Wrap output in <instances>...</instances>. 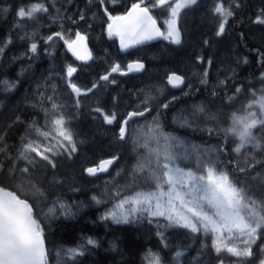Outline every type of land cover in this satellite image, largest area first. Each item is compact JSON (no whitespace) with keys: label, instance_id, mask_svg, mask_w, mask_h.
Masks as SVG:
<instances>
[{"label":"trees","instance_id":"16d2710c","mask_svg":"<svg viewBox=\"0 0 264 264\" xmlns=\"http://www.w3.org/2000/svg\"><path fill=\"white\" fill-rule=\"evenodd\" d=\"M228 1H231L234 10L229 20L231 35L217 36L220 21L215 17L207 21V17L213 13L216 0H197L195 4L180 11L178 27L182 39L179 43L165 38L167 34L163 28L164 35L159 41L126 53L119 48L118 38L107 33L111 22L109 15L124 14L134 3H140V0H103V3L100 0H0V47L4 48L3 54H0V147L7 145L8 152L16 156L22 145L29 140L47 145L49 141L37 136L31 126L35 124L48 130L44 127V109L50 113L53 102L61 105L60 111L68 120L67 126L76 142V152L69 155L59 150L57 155L51 157L55 168L38 160L27 178L19 172V168L25 166L24 161H20L15 173L10 174L12 162L0 154V161L4 163V170L0 171V185L17 192L32 204L35 216L43 228L48 264H147L144 257L149 250L159 254L162 262L168 264L175 261L178 251L182 253L179 257L182 264H220L221 261L223 264H259L264 256L260 251L261 246H264V236L253 245V256L250 258L239 259L227 252L218 256L212 247L211 234L194 233L176 225L169 226L164 217L144 216L129 223L116 224L110 219H101L106 213L104 205L82 210L77 201L71 215L63 214L57 206L55 215L46 216L48 208L56 203L46 200V194L40 196L32 187L34 183L37 186L33 180L43 175L46 180L70 177L71 167L77 169L74 175L80 178L77 182L80 187L94 180L88 176L86 168L114 156L119 158L115 166L124 162L129 146L115 149V146L124 143L117 134L121 118L133 109L134 98L153 83L165 85L172 97H176L164 111L168 124L172 121L169 115L172 106L177 103L184 105L196 101L206 105L212 113H217L220 108L229 113L246 93L262 91L264 24L256 21L258 16L264 18V0ZM36 2L44 3L48 11L36 14L34 20H21L17 16L18 9ZM154 4L155 0H144L142 5L147 6L154 18L163 24L170 17V11L167 5L153 7ZM236 4L239 7H235ZM81 14L84 19H80ZM63 24L73 29L86 26L91 30L88 34L94 54L91 64L75 62L63 41L55 45L49 54L51 43L45 38L58 32L59 26ZM211 31H214V44L210 50L205 41L208 38L206 33L210 34ZM94 36H98V40ZM32 43L37 44L34 53L30 51ZM208 58L214 61V66H186L200 59L207 63ZM133 60L143 61L145 70L141 73L110 75L116 64L127 70V64ZM69 66L75 69L71 76L68 75ZM205 71L208 73L207 83L202 84ZM174 72L186 77L187 85L183 90L174 91L168 87L167 78ZM105 75H108V80L101 79ZM191 76L197 77L192 79ZM4 81L8 82L7 86ZM71 84L80 88L81 93H75ZM191 85L188 97L183 96L181 93L186 92ZM237 88L240 89L238 93ZM49 97L52 99L49 100ZM96 108H101L104 113H118V118L111 124L105 123L101 113L95 111ZM186 133L208 143L221 141L226 154L225 163L241 182L239 186L249 192L256 188L254 181L264 177V172H259L264 162L243 173L238 171L235 163L237 159L231 156L233 144L230 138L225 139L220 133L210 134L197 130ZM256 160L264 161V150H261ZM239 166L245 167L241 164ZM38 188L43 191L42 187ZM257 197L264 201V193L257 194ZM69 198L72 195L60 197L63 202H70ZM89 237L95 239L97 244L85 245L83 255L75 258L63 256L62 249L84 244ZM58 252H61L60 257L57 256Z\"/></svg>","mask_w":264,"mask_h":264},{"label":"snow or ice","instance_id":"6c2138e0","mask_svg":"<svg viewBox=\"0 0 264 264\" xmlns=\"http://www.w3.org/2000/svg\"><path fill=\"white\" fill-rule=\"evenodd\" d=\"M100 2L103 3V0ZM143 2L144 0H140V3H134L124 16L109 15V19L113 21L108 25L109 35H118L122 48L164 35L156 27V21L149 15V8L141 6ZM196 2L197 0H155L153 7L167 5L171 14V19L165 21L168 26L165 38H171L174 43L180 42L176 18L182 9ZM235 7H239V4ZM47 11L48 8L44 3L36 2L26 8L18 9L17 16L21 20L25 18L34 20L36 14ZM212 11L220 17L216 32V35L220 36L225 31L227 18L234 14L233 6L226 5L224 0H216ZM80 19H84L83 14ZM256 22L264 24V18L258 16ZM54 36L64 39L63 32H56L45 39L52 41ZM83 39L84 37L77 32L76 40L65 39V43L71 49L77 40ZM10 42L9 40L8 43ZM36 50L37 44L32 43L30 51L34 53ZM3 51L4 48L0 47V54H3ZM78 58L88 59L90 54L78 55ZM208 63L211 64V60ZM142 68L143 64L139 62L128 65L129 70ZM74 71V68L68 67L69 76ZM111 71H120V66L115 65ZM203 75L205 79H202L201 83L205 84L207 83V71ZM101 79L108 80V75ZM183 82L184 78L175 73L168 77V83L173 87H178ZM3 83L8 85L7 81ZM70 86L75 93H81V89L75 84ZM236 92H240V89L237 88ZM252 97L245 105L244 113H233L230 126L219 130L224 133L225 139L232 136L238 141L232 151L238 158L235 161L237 169L242 173L264 162L256 160L254 155V152L264 150V138H258L253 131L257 127L264 128V90L259 95L253 92ZM152 99L150 94L145 95L142 101L145 105L144 109L127 113L119 129L121 140L126 138L129 121L134 117L144 116L149 110L148 105ZM168 106L167 103L162 105L163 108H168ZM60 108L61 105L53 102L50 113L48 109H44L46 116L44 127L48 129L47 131L35 124L31 126L37 136L49 141L47 145L29 140L28 143L22 145L16 156L8 152L7 145L0 147V154L12 162L9 168L10 174L15 173L20 161H24L25 166L19 168V172L27 178L31 175L30 169L35 168L39 162L37 158L55 168L51 157L57 155L59 150L69 155L76 152L73 133L67 126L68 120ZM253 108L258 111H253ZM95 111L101 113L105 123L111 124L116 120L115 112L107 114L101 108H96ZM204 111L203 107L197 108L192 113L193 118L197 113H204ZM211 118L215 119L214 116ZM178 120L182 127L192 126L193 121L187 117H180ZM208 131L211 134L217 130L208 129ZM141 137L143 143L139 146L146 150V154L140 157L134 166L130 174L131 181L115 191L116 203L101 219H110L113 223L121 224L144 216L164 217L169 226L176 225L194 233L211 234L212 247L218 256L222 252H227L239 259L252 257L253 245L264 236V201L250 195L248 189L234 183L229 173L220 168L217 159L213 158L210 153L223 151V148L212 150L188 144L179 137L165 133L156 118L147 125L146 131H141ZM249 145L253 152H249L243 159L245 167H240L239 158L242 156V150ZM32 153L35 155L33 156ZM115 159L116 157L101 160L95 166L86 168L85 171L95 176L99 172L107 171L108 166L112 165ZM230 163L233 162L230 161ZM3 170L4 163L0 161V171ZM32 187L40 196L45 195L35 184ZM92 200L97 204L102 202L96 196H93ZM57 206L63 214H73L71 206L58 197L56 204L50 206L45 215H55ZM33 213V206L27 199H22L17 192L0 185V264H48V250L45 246L43 228ZM96 244L97 241L89 237L85 239L84 244L75 248L62 249L61 252L65 257L75 258L83 255L85 245L95 246ZM260 251L264 253V246H261ZM61 252L57 253L58 257L61 256ZM181 255L182 253L178 251L176 259L178 260ZM144 259L147 264H162L159 254L151 250L145 254ZM220 264H223V261ZM259 264H264V256L259 260Z\"/></svg>","mask_w":264,"mask_h":264},{"label":"rangeland","instance_id":"374dc122","mask_svg":"<svg viewBox=\"0 0 264 264\" xmlns=\"http://www.w3.org/2000/svg\"><path fill=\"white\" fill-rule=\"evenodd\" d=\"M178 17L176 18V22H178V19H179ZM215 18L220 21V17H218L216 14H215ZM169 19H171V14H170V17L168 19H165L163 22ZM164 29H165V33L167 34L168 32L167 24ZM78 31L83 32L88 35L91 30H89V28H87L86 26L76 27L75 29L68 27L66 24L59 26L58 32L64 33V39L55 37L52 41H48L51 43L49 47V54H51V50L55 48V45L60 44V41H63L66 46L65 39L74 40L76 33ZM94 38L98 40V36H94ZM186 66H191V65H186ZM191 77H193L192 79H194V77H197V76H191ZM191 89H192V85L189 89L187 88L186 92L181 93V94L183 96L187 95L188 97V92ZM253 92L255 91L246 93L242 101L239 102L238 100L236 102L237 106L233 108L232 111H230L229 113H225V111L221 108L219 109L217 113H212L209 111V109L205 105L200 104L196 101H191L184 105H178L177 103L175 104L177 106L175 105L172 106L171 114H169L172 116V121L170 124H168L167 119L164 116V111L166 108H163L162 105L165 103L168 104L171 101H175V99L167 91V87L165 85L163 84L161 85L160 82L153 83L147 86V88L144 89L140 93V95H137L136 98H134L135 101L133 104V109L139 108L140 110H143L145 105L142 103V101L144 100L145 95L150 94L153 97V99L150 101L148 108L156 109V112L145 118L138 119L135 122V124L130 126L129 137L126 141H124L122 145L115 146L114 143L111 144L116 147L115 149L119 147L122 148L124 147L123 145L129 146L128 156L127 158L124 159V162L121 161V163L115 166L114 169L109 174L94 178V180H91L90 184L86 183V185L84 184V185H81L80 187L77 186V182L80 178L78 177L76 178V175H74L76 174L75 173L77 170L76 167H71L70 172H72L71 173L72 175L70 174V177L69 176H66V178L53 177V178L46 180L43 175L38 178H35L33 182H36L38 187L40 186L43 188V191L46 194V197H48L46 200L50 202L56 203L58 197L60 198L61 196L72 195V198H69L71 203L64 202L65 204L67 205L69 204L71 206V210L72 208H74L73 205L77 204L76 203L77 201L78 205L80 206V209L82 210L88 207L98 208L101 205H104L103 207L105 208L107 212L113 207V204L116 203V199L114 198L115 191L118 188H123L126 184H128L131 181L130 174L132 173L134 166L136 165L140 157L146 154V150L139 146L140 144L143 143V138L141 137V131H146L147 125L152 123L154 118L159 120L163 128V131L165 133H169L171 135L179 137L180 139L184 140L188 144H195V145L201 146L202 148L212 149V150L219 149L221 147L223 148L221 141L220 143L218 142V140H214L215 142L208 143V142H205V140H198L195 136L190 135L186 132L197 130L200 132L209 133L208 129H216L217 131L213 133H220L222 134L223 137H225L224 133L219 130L230 126L231 116L233 113H237V114L244 113L245 105H247L248 102L253 98L252 97ZM255 93L259 95L261 91H258ZM199 107H203L205 109L204 113H197L195 118H193L192 113ZM162 110H163V113H162ZM252 110L258 111V109L256 108H253ZM107 114H111V113H107ZM117 115L118 113L116 114V118H118ZM213 116L215 117V119L211 118ZM180 117H187L189 120H192L193 121L192 126L182 127L181 123L178 120V118ZM177 127H180L179 129L181 131H175V129H178ZM253 131H254V134L258 138H261V137L264 138V128L257 127ZM228 138L232 140V144H233L231 147V156L238 159L236 154L233 153L232 151V148L234 147L235 143H237L238 141L232 136H229ZM249 152H253V149L250 145L246 149L242 150V156L239 158L240 164L242 166H245L243 163V159L247 156ZM260 152L261 151L254 152L256 159H258V154ZM210 154L213 156V158L217 159L220 168L229 173L230 178L233 180V182L236 183L237 185H240L241 182H239V180H237L235 176H233V174L230 172V168L225 163L226 154L224 153V151H213ZM32 155H35V153H32ZM259 170H260L259 172H264V167H262ZM254 185L256 186L255 190L253 192H249V194L254 196L256 199H258L257 194H260L261 192L264 193V177H262V180L254 181ZM72 189H76V190L73 191ZM93 196H96L102 202L97 204L95 201L92 200ZM154 218H160V217H154ZM162 264H168V263L162 262ZM169 264H182V262L178 258V260L175 259L173 263H169Z\"/></svg>","mask_w":264,"mask_h":264},{"label":"water","instance_id":"95a60500","mask_svg":"<svg viewBox=\"0 0 264 264\" xmlns=\"http://www.w3.org/2000/svg\"><path fill=\"white\" fill-rule=\"evenodd\" d=\"M142 7H145V5H141ZM132 7V6H131ZM131 7L124 13V14H121V15H117V16H124V15H126L127 14V12L131 9ZM147 7V6H146ZM149 15H151L152 16V18L156 21V27L157 28H159L160 29V31L162 32V28H161V26H160V24L157 22V20L154 18V16L152 15V13H151V11L149 10ZM110 23H113V21H111ZM79 33L81 34V36L82 37H84V39L83 40H77V42H76V44H74L73 46H72V48L70 49L69 47H68V45L66 44V48H67V52H68V54H69V56L74 60V61H76V62H80V63H82V64H84V65H89V64H91V62L93 61V58H94V54H93V51H92V49H91V46H90V44H89V38H88V35L87 34H85V33H83V32H80L79 31ZM107 33L109 34V29H108V27H107ZM110 36H117L118 38H119V45H120V48H121V50L123 51V52H131V51H133L134 49H136V48H138V47H140V46H143V45H147V44H151V43H153V42H156V41H158V40H160L161 38H162V36H155L153 39H151V40H147V41H143V42H141V43H136V44H130L129 46H127V47H121V39H120V37L118 36V35H115V34H113V35H110ZM74 40H76V36H75V39ZM86 54H90V58H88V59H79L78 58V55H86ZM137 62H139L140 64H143V68L142 69H140V70H136V69H133V70H129L128 69V65L129 64H135V63H137ZM128 65H127V71L129 72V73H141V72H143L144 70H145V63L143 62V61H131V62H129L128 63ZM115 73H117V72H112L111 71V74H115ZM176 75H179V76H182L183 78H184V82H183V84H181V85H179L178 87H173L172 85H170L169 83H168V85H169V87L171 88V89H173V90H176V91H180V90H182V89H184L185 88V86H186V84H187V79H186V77H184L183 75H181V74H179V73H176V72H174ZM171 74H173V73H171ZM170 74V75H171ZM169 75V76H170ZM168 76V77H169ZM167 82H168V79H167ZM133 111H137V110H131V111H129V112H133ZM128 112V113H129ZM148 112H150V109L147 111V112H145V114H144V116L148 113ZM127 116V115H126ZM144 116H138V117H134L132 120H130L129 121V123H128V125H127V132H126V138L125 139H123L122 141H126L127 139H128V137H129V133H130V125H131V123L134 121V120H136V119H141V118H144ZM126 118V117H125ZM122 123V122H121ZM120 127H121V124H120ZM120 129V128H119ZM118 136H119V130H118ZM120 139V138H119ZM121 140V139H120ZM114 157H116V159L114 160V162H113V164L112 165H110V166H108V170L107 171H105V172H99V173H97L95 176H92V175H89L88 173V176L89 177H91V178H96V177H98V176H100V175H107V174H109L111 171H112V169L115 167V165L117 164V162H118V160H119V158L117 157V156H114ZM111 158H113V157H110V158H106V159H111ZM103 160H105V159H103ZM96 165V164H95ZM95 165H92V166H90V167H93V166H95ZM8 190H10V189H8ZM12 191V190H11ZM22 199H24V198H22ZM30 203V202H29ZM31 204V203H30ZM33 210H34V208H33ZM34 216H35V211H34ZM36 217V216H35ZM44 240H45V238H44ZM45 246H46V248H47V245H46V241H45ZM48 250V249H47Z\"/></svg>","mask_w":264,"mask_h":264},{"label":"flooded vegetation","instance_id":"af4514ba","mask_svg":"<svg viewBox=\"0 0 264 264\" xmlns=\"http://www.w3.org/2000/svg\"><path fill=\"white\" fill-rule=\"evenodd\" d=\"M224 2H225V4L226 5H231V1H228V0H224ZM234 15V14H233ZM232 15V16H233ZM232 16L231 17H228L227 18V23L225 24V31H224V35H226V36H229V34L231 35L232 34V30H229V20L232 18ZM214 17H215V14L214 13H212L209 17H207V19H214ZM160 24V23H159ZM160 26H161V28H162V33L164 32V29L163 28H165L166 27V24H165V22H163V24H160ZM176 27L178 28V30H179V27H178V22H176ZM79 32V31H78ZM213 32L214 31H211L210 32V34H208V33H206L207 34V41H208V43H207V45L209 46V48H210V50L211 49H213V44H214V35H213ZM179 33H180V36H179V39L181 40L182 39V33H181V31H179ZM205 33H203V35H204ZM223 34L222 35H220V36H223ZM117 37V36H116ZM118 38V37H117ZM159 41V40H158ZM154 43V42H153ZM153 43H151V44H153ZM151 44H147V45H143V46H140V47H138V48H136V49H134V50H138V49H143V48H146V47H148V46H150ZM118 45H119V38H118ZM119 48H120V45H119ZM242 48H244V45H242ZM121 49V48H120ZM133 50V51H134ZM122 51V50H121ZM132 52V51H131ZM126 53H128V52H126ZM209 60H211V64H209L208 63V61ZM133 61H140V60H133ZM131 62V61H130ZM194 64L193 65H191L192 67H194V68H198V66L200 65V66H205V67H207V68H209V67H212V66H214V61L212 60V59H210V58H208L207 59V63H204V61L203 60H201L200 59V61H198V62H193ZM117 65V64H116ZM119 65V64H118ZM128 65V64H127ZM120 66V65H119ZM121 67V66H120ZM125 72H128L127 70H123V69H121L120 68V71H117V73H125ZM117 73H115V74H117ZM115 74H111L110 73V75H115ZM175 106H177V105H175ZM150 109V108H149ZM132 110H140L139 108H136V109H132ZM156 112V109H150V112H148L145 116H144V118L145 117H147V116H149V115H151V114H153V113H155ZM162 113H163V110H162ZM126 115L127 114H125L124 115V117L121 119V121H120V124H121V122H122V120L126 117ZM138 119H136V120H134L132 123H131V126L133 125V124H135V122L137 121ZM177 130H179V129H175V131H177ZM118 134V133H117Z\"/></svg>","mask_w":264,"mask_h":264},{"label":"bare ground","instance_id":"6f19581e","mask_svg":"<svg viewBox=\"0 0 264 264\" xmlns=\"http://www.w3.org/2000/svg\"><path fill=\"white\" fill-rule=\"evenodd\" d=\"M175 97V96H174ZM203 101V100H202ZM206 106V105H205Z\"/></svg>","mask_w":264,"mask_h":264}]
</instances>
